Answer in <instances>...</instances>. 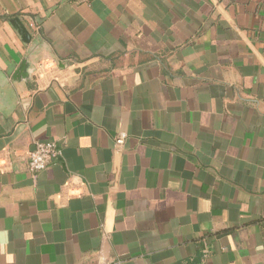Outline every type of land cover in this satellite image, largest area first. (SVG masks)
<instances>
[{
  "label": "crops",
  "instance_id": "crops-1",
  "mask_svg": "<svg viewBox=\"0 0 264 264\" xmlns=\"http://www.w3.org/2000/svg\"><path fill=\"white\" fill-rule=\"evenodd\" d=\"M102 259L264 264V0H0V264Z\"/></svg>",
  "mask_w": 264,
  "mask_h": 264
},
{
  "label": "built area",
  "instance_id": "built-area-1",
  "mask_svg": "<svg viewBox=\"0 0 264 264\" xmlns=\"http://www.w3.org/2000/svg\"><path fill=\"white\" fill-rule=\"evenodd\" d=\"M46 59H43L37 63L34 72L35 75L37 73H43L46 69H50V67L47 65ZM49 62L54 64L53 67H57L56 61L49 59ZM124 140V137L116 136L114 139L115 146L118 148L121 147L124 143ZM59 154L60 150L54 141H36L34 148L27 153L26 169L30 174L34 175L36 172L46 168L49 164H51L52 161L59 156ZM96 264H110V262L106 259H102L97 261Z\"/></svg>",
  "mask_w": 264,
  "mask_h": 264
},
{
  "label": "water",
  "instance_id": "water-1",
  "mask_svg": "<svg viewBox=\"0 0 264 264\" xmlns=\"http://www.w3.org/2000/svg\"><path fill=\"white\" fill-rule=\"evenodd\" d=\"M10 22L12 23V25L15 28H17V30L19 31V33L22 36V39L24 41H28L29 34H28L27 30L25 29V27L23 26V24L21 23V21L18 18H14V19H11Z\"/></svg>",
  "mask_w": 264,
  "mask_h": 264
}]
</instances>
